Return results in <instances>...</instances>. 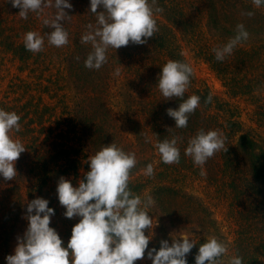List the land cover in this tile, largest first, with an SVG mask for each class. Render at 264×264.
Here are the masks:
<instances>
[{
    "label": "trees",
    "instance_id": "trees-1",
    "mask_svg": "<svg viewBox=\"0 0 264 264\" xmlns=\"http://www.w3.org/2000/svg\"><path fill=\"white\" fill-rule=\"evenodd\" d=\"M227 1L229 0H205L203 4V12L207 18L209 33H214L218 37H223V39H230L236 35L234 26L237 20L233 16L225 17L230 10L226 5ZM67 2L72 5V8L70 10L64 9V11L68 16L70 14L75 15L74 24H76L75 20L78 24L75 25L76 29L71 31L67 18L63 21L68 39H73L65 45L67 51L61 57L66 70L64 76H66V81L69 78L74 85H77L82 93L86 95L88 102L91 103L81 107L79 113H77L81 116L79 120H77V114L73 113L74 111L70 109L69 105L63 106L60 117L57 116L56 107L49 113L48 106L50 105H45L42 99L35 101V98H32L24 103L18 101L13 105L9 102L0 103V109L15 112L21 118L19 121L20 131L13 130L9 135L14 140L25 141V146H30L31 151L36 152L33 158L35 160L32 163H28L25 160V155L20 154L19 159L15 162L17 176L13 180L22 179L23 167L26 168V165H28L30 168L29 171L27 170L25 177H35L37 182L36 184L33 183L34 185L25 197L22 194L20 195L19 191L16 188L13 189V187L0 193V264H6L5 258L14 254L17 238H22L27 229L26 208L27 203L31 200L43 198L49 201L48 207L54 209L55 212L51 217L49 226L59 229V224L65 220L63 215L65 209L59 204L57 193H52L47 186H50L53 181H59L61 177L66 180L68 177L84 179V174L89 171L84 146L86 139L91 142V146L96 153L101 149L98 148L100 143H107V145L108 143H115L117 137H120V126L105 101L108 99V92L111 90L109 81L112 72L115 76L117 70L119 75L125 73L124 76L117 75L116 80L121 82H116L122 84L125 81V85L135 89L134 84L138 87L144 80L142 72L138 69L139 67L146 68L148 74L150 71L151 75L153 74V65L157 66V63L154 64L156 61L155 52L165 53L168 60L187 63L181 51L172 45L173 39L168 35V31L162 29L163 27L167 28V24L156 19L159 30L152 38L147 40L146 44L136 45L130 42L128 46L117 50L109 48L106 64L99 70L86 68L84 61L88 54L93 51V48L90 43H82L81 38L89 31L86 26L89 25L88 20L91 19V15H94L86 6L90 4V0H67ZM185 2V0L182 2L157 0L156 6L163 9L164 18L169 23L179 25L185 31L186 27H193L190 24L194 21L190 10L196 9L194 6L187 7ZM235 2L243 8L248 5L250 0H235ZM84 7L88 8V13ZM19 11L20 9L12 7L10 0H0V47L4 52L11 53L20 62L29 63L32 61V63H35L38 59L35 53L26 50L24 42H17L13 39H23L24 34L29 31H35L45 36L46 39L45 34L52 29L44 25L43 21L44 19H52L56 14V9L46 7L39 13L30 12L26 20L18 15ZM100 11H102V8H99ZM84 14H88V16ZM82 18H85V22L88 23L84 29L78 28L79 21H82ZM90 22L93 27L96 26V21L92 20ZM245 30L249 34L255 35L252 31H248L246 27ZM244 42L240 44H244ZM239 49L236 47L234 51ZM132 53H134V56L138 54L137 59L131 56ZM41 54L40 52V57ZM121 57H124V59H120ZM206 59L211 61L209 57ZM125 60H128V63H125ZM245 60L240 61V63H244L243 65L241 63V67H248ZM215 69L218 73H226L228 68L224 61H218ZM232 80L239 85L229 83L233 82ZM228 81L230 89L232 87V90L236 92L242 91L246 86L241 82L242 79H237V77L230 78ZM195 95L200 97V106L189 116L188 125L183 129L176 128L174 121L173 129L159 127L160 125H157L158 122H155L154 119H145V122L141 124L139 120L137 121L135 111H131L132 115L127 117V123L134 135L137 136L138 141L143 140L142 132L144 128L156 131H154L156 137L152 147L158 157L157 164L150 162L151 160L149 161L147 158L145 161H137V166L132 169L130 178L133 175H137L138 178L130 179L129 188L134 194L142 196L148 187H152L154 195L168 196L169 199H174L179 210L194 216L197 224L205 230L204 225L208 226L205 232L206 237L210 236L211 232H216L214 237L217 238L218 227L215 221L212 220V213L202 201L191 195L187 197L186 193H183L185 197L181 198L177 186L178 182L176 181L177 176H171L173 171H175L174 174L182 172L181 159L177 164H164L154 145L157 141L179 137L177 147L180 149L181 155L183 145L186 148L188 141L200 130H218L225 138L227 151L221 150L215 153L219 157L216 161L217 168L213 175H211V170L208 172L211 181L221 184L231 195V200L234 202L231 211L233 217L237 221L244 222L240 234H237V238L228 252L232 255H239L243 264H260V260L264 259V144L261 143V139L260 141L257 139L254 131L246 130L233 115L228 118L224 116V119L219 122L217 118L201 114L202 110L214 109L215 101L206 91L196 90ZM209 96L212 97V102L206 103ZM52 98L54 97L51 96ZM187 98V95L184 94V99ZM169 101L171 103L167 106H171L173 110L177 109L179 103L182 102L181 99L175 97ZM62 103L60 99L56 102L60 106ZM159 111L157 109L152 113L157 114ZM260 114L264 116V110ZM52 119L53 122H51ZM75 140L77 141L76 147L74 146ZM142 142H140L141 146H146V143ZM234 142L236 145H234ZM47 148L49 150L48 155L39 161L38 150L42 149L44 152ZM121 149L126 152L127 146L124 145ZM210 159L212 160V158ZM242 163L245 169L241 168ZM148 164H152L154 168L152 177L144 175V169ZM0 180L4 181L2 177H0ZM9 192H13V197L9 195ZM156 199L157 201L160 200L159 197H156ZM56 232L63 241V246L66 247L71 231L61 232V229H59ZM206 241L196 242V246L186 256V258H189L188 264H195V256L198 253L199 245Z\"/></svg>",
    "mask_w": 264,
    "mask_h": 264
},
{
    "label": "clouds",
    "instance_id": "clouds-1",
    "mask_svg": "<svg viewBox=\"0 0 264 264\" xmlns=\"http://www.w3.org/2000/svg\"><path fill=\"white\" fill-rule=\"evenodd\" d=\"M13 8L20 9L19 16L27 19L30 12L39 13L46 7H54L56 14L52 19H44V25L52 29L46 33L47 43L61 48L68 43V33L63 21L69 16L64 9H71L67 0H10ZM157 0H90V12L96 15V26L89 29L81 38L82 43H90L93 51L84 61L88 69L99 70L107 63L109 48L119 49L131 42L144 45L159 30L155 14L163 9L156 6ZM259 8L264 0H252ZM98 8L102 11L97 12ZM254 15L249 11L243 13ZM249 38L243 24L236 26V35L222 47L213 49L215 59L223 61L231 55L234 48ZM45 36L35 31L24 35V47L32 53L44 50ZM193 68L184 62L168 60L161 68L158 89L165 100L181 99L178 108L166 110L178 129L186 128L191 114L200 106V97L191 95L184 99L190 83ZM119 75V71L115 73ZM209 96L206 103H211ZM20 116L15 112L0 109V177L13 181L17 176L15 162L25 146L14 140L9 133L20 131ZM179 137L164 139L155 143L164 164H177L180 161ZM224 150L225 138L218 130H200L188 141L185 155L191 157L195 165L202 166L216 152ZM89 171L84 179L73 187L70 180L61 177L56 187L59 204L65 209L67 219L79 217V222L71 229L67 246L55 229L49 225L54 209L49 201L36 198L27 203L28 226L23 237L17 238L14 254L8 255L6 264H134L145 258L151 264H187L186 256L196 243L188 235H179L171 245L161 241L159 250L148 249L149 234L153 219L148 209L155 203L148 195L143 200L129 188L132 169L137 166L135 153H128L115 143L102 146L94 155L88 157ZM144 175L152 177L154 168L148 164ZM227 252L226 246L216 237L199 245L195 264H221ZM228 264H243L239 255L230 257Z\"/></svg>",
    "mask_w": 264,
    "mask_h": 264
},
{
    "label": "rangeland",
    "instance_id": "rangeland-1",
    "mask_svg": "<svg viewBox=\"0 0 264 264\" xmlns=\"http://www.w3.org/2000/svg\"><path fill=\"white\" fill-rule=\"evenodd\" d=\"M176 1L182 2L183 0ZM185 1L187 7H196L195 10H190L194 20L190 23L193 25L192 28L186 27L184 31L179 25L169 23L164 18V12L160 14L157 13L154 16L158 21L167 24V28L163 27L162 29L168 31V35L173 39L171 42L172 45H174L177 50L181 51L187 63L193 68L191 83L185 95H187V97L195 95L196 90L208 92L214 98V109L207 111L202 110L201 114L217 118L219 122L224 119V116L228 118L230 115H233L241 122L246 130L249 129L254 131L257 139L259 141L261 139V143L264 144V116L260 114L263 113L264 110V6L257 8L252 4V0H250L248 5L242 8L235 0L227 1L226 5L230 10L225 17L233 16L237 20L234 26L235 32L236 26L238 24H243L248 31H252L255 35L249 34L248 41L236 46L240 48L239 50L234 51L236 50L235 47L231 55L225 56L223 61L228 69L226 73H218L215 69L218 61L214 58L215 53L213 49L222 47L229 39H223V37H218L214 33H209L207 18L203 12L205 0ZM86 6L90 10V4ZM84 8L88 13V8ZM249 11L253 12L254 15L248 17L243 14ZM97 12H99V8ZM84 15L88 16V14ZM75 17V15L73 16L70 14L67 18L71 31H74L76 29L75 25L78 24L77 20H75L76 24H74ZM92 20L96 21L95 14L91 15V19L88 20V23L90 24ZM79 22L80 25H78V28L84 29L88 24L85 22V18H82V21ZM160 25L162 24L160 23ZM13 40L24 42V36L23 39ZM70 40L73 39H68V42ZM1 48L2 47H0V103L9 102L13 105L18 101L24 103L32 98H35V101H40V99H42L45 105H50L48 106L49 113L56 107L55 111L58 117L61 116L60 112L63 106L69 105L70 109L74 111L73 113L77 114L81 107L91 103L88 102L86 95L82 93L77 85H74L69 78L67 81L65 79V64H62L61 60L63 58L61 57L62 54H66V46L57 48L49 45L47 39H45V46L44 50L41 52V57L39 53H35L38 58L35 63H32V61L29 63L20 62L14 58L11 53H6ZM133 54L134 53H132L131 56L137 59L138 54L137 56ZM207 57H209L211 61H208L206 59ZM120 59H124V57ZM155 59L156 61L154 64L157 63V66L155 67L153 65L152 75L151 71L149 74L147 73L146 68H138L142 72V78H144L143 82H141L142 84L138 85L139 88L134 84L135 89H133L129 85H125V81H123L122 84L117 83L116 81H119L116 80L117 75H113L112 72L109 81L111 90L108 92L109 97L105 101L120 126V137H117L115 144L121 148L124 145L127 146L126 152L135 153L137 161H145L147 158L149 161L151 160L150 162L157 164L158 155L154 152L152 147L156 137V131L154 130V132L150 130V128H144L142 132V141L146 143V146H141L140 142L142 141L137 140V136L134 135L127 123V117L132 115L131 111H135L137 121L139 120L141 124L145 122V119H154L155 122H158L157 125H160L159 127L164 129H173L174 127V120L166 114V110L171 108V106H167L171 101L165 100V98L162 97L157 86L161 68L168 61V58L165 53L155 52ZM244 59H246L245 61H247L246 63L248 66L245 68L243 66L241 67L242 62L240 63V61ZM125 63H128V60H125ZM243 64L244 63H242V65ZM124 75L125 73L118 76ZM234 77L242 79L241 82L246 85L240 92L232 90V87L230 89L228 84V80ZM229 83L239 85L234 81ZM51 96L54 98L51 99ZM59 99L63 102L61 106L56 104ZM157 109L160 110L159 113L153 114L152 111ZM80 117L81 116L77 114V120H79ZM53 121L52 119L51 122ZM53 125L55 126V124ZM84 139L86 138L84 137ZM21 143L24 146L26 145L25 141H21ZM109 144L111 143H108V145ZM76 145L77 141L75 140L74 146L76 147ZM234 145H236L235 142ZM84 146L88 161V157L94 155L95 152L88 139L84 142ZM102 146H107V143H100L98 148ZM48 148L44 152L42 149L38 150L39 161L48 155ZM25 149L26 151L22 154L25 155V160L28 163H32L33 160H35L33 158L36 152L31 151L30 146H25ZM185 149L183 145L180 155L182 172L174 174L175 171H173L172 175H170L177 176L178 191L182 199L185 197L183 193H186L187 197L191 195L192 197L200 199L212 213V220L215 221L218 227L217 239L227 248V252L221 258V264H228L230 257L233 256L228 250H230V246L234 244L237 234H240L244 222L237 221V219L233 217L231 211L234 202L231 200V195L226 188L219 183H213L211 181V176L208 171L211 170V175L214 174L217 168L216 161H218L219 157L214 155L211 157L212 160L210 159L207 164L205 163L202 166H198L194 164L191 157L185 155ZM240 159L239 157V160ZM240 166L242 169H245L243 163ZM29 168L30 166L28 165H26V168L23 167V176L20 180H13L10 182L0 180V193L7 188L13 187V189L16 188V190L19 191L20 195L22 194L25 197L32 185L37 183L35 177H25ZM83 173H85V171H83ZM131 178L136 179L138 177L137 175H133ZM67 180L71 181L73 187H77L81 178L68 177ZM57 184L58 181H53L47 188L49 187L52 193H56ZM152 192V187H148L146 192L140 196L143 200L146 196L150 195L155 201L148 209L153 219V228L145 232V234H149L151 238L148 249L155 248L159 250L161 241H167L169 245H171L172 240L179 238V235H188L195 243L208 240L210 236H215L216 232H211V235L206 237L205 232L208 226L204 225V227H206L205 230L202 226L197 224L194 216L179 210L174 199L171 200L168 196L163 197L154 195ZM9 193V195L13 197V192ZM156 197H159L160 200L157 201ZM79 219V217L73 219L65 218V220L59 224V229H61V232L71 231L72 227L79 222ZM53 229L59 230L57 228ZM188 259L189 258H186L187 264L189 263ZM134 264H151V260L147 259V252L145 253L144 259L135 261ZM260 264H264V259L260 260Z\"/></svg>",
    "mask_w": 264,
    "mask_h": 264
}]
</instances>
